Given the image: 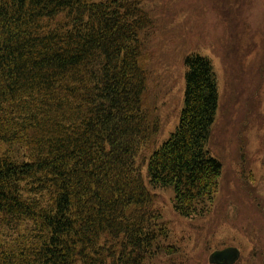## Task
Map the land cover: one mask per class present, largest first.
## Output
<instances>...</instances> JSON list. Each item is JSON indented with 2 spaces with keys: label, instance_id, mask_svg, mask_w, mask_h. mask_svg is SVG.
Wrapping results in <instances>:
<instances>
[{
  "label": "trees",
  "instance_id": "obj_1",
  "mask_svg": "<svg viewBox=\"0 0 264 264\" xmlns=\"http://www.w3.org/2000/svg\"><path fill=\"white\" fill-rule=\"evenodd\" d=\"M146 25L130 0H0V264H161L169 225L144 184L143 150L178 214L211 206L212 65L185 58L178 126L154 149Z\"/></svg>",
  "mask_w": 264,
  "mask_h": 264
},
{
  "label": "rangeland",
  "instance_id": "obj_2",
  "mask_svg": "<svg viewBox=\"0 0 264 264\" xmlns=\"http://www.w3.org/2000/svg\"><path fill=\"white\" fill-rule=\"evenodd\" d=\"M144 12L139 32L147 67L145 100L159 129L154 149L175 131L184 106L185 58L209 59L216 77L217 108L205 143L221 164L217 191L202 215L173 208L171 187L147 176L151 149L142 161L145 186L168 222L170 255L161 264H210L215 249L235 246L234 264H264V0H130Z\"/></svg>",
  "mask_w": 264,
  "mask_h": 264
},
{
  "label": "water",
  "instance_id": "obj_3",
  "mask_svg": "<svg viewBox=\"0 0 264 264\" xmlns=\"http://www.w3.org/2000/svg\"><path fill=\"white\" fill-rule=\"evenodd\" d=\"M240 256V251L235 246H226L213 250L208 256L210 264H234Z\"/></svg>",
  "mask_w": 264,
  "mask_h": 264
},
{
  "label": "flooded vegetation",
  "instance_id": "obj_4",
  "mask_svg": "<svg viewBox=\"0 0 264 264\" xmlns=\"http://www.w3.org/2000/svg\"><path fill=\"white\" fill-rule=\"evenodd\" d=\"M239 258H240V256H239ZM239 258H238V259H239Z\"/></svg>",
  "mask_w": 264,
  "mask_h": 264
}]
</instances>
